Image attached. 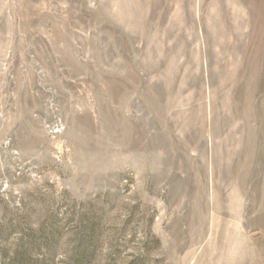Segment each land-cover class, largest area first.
Here are the masks:
<instances>
[{
	"label": "rangeland",
	"instance_id": "374dc122",
	"mask_svg": "<svg viewBox=\"0 0 264 264\" xmlns=\"http://www.w3.org/2000/svg\"><path fill=\"white\" fill-rule=\"evenodd\" d=\"M0 264H264V0H0Z\"/></svg>",
	"mask_w": 264,
	"mask_h": 264
}]
</instances>
